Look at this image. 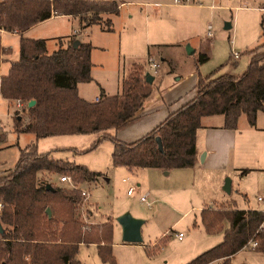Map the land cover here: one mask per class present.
<instances>
[{
    "label": "trees",
    "instance_id": "trees-1",
    "mask_svg": "<svg viewBox=\"0 0 264 264\" xmlns=\"http://www.w3.org/2000/svg\"><path fill=\"white\" fill-rule=\"evenodd\" d=\"M117 7L115 0H1L0 30L23 32L51 15H64L78 17L80 28L101 24L109 31L110 20H103L102 15L117 13ZM259 25L264 36L262 18ZM74 40V36L65 43L58 39L57 47L47 52L44 39L19 37L17 58L0 77V97L19 105L12 118L15 133H31L35 140L99 133L90 148L109 139L112 166L169 171L194 165L195 132L202 117L221 115V126L235 129L240 115L253 126L256 113L264 112V50L260 44L243 52L248 61L240 75H215L214 70L199 76L188 101L138 139L122 142L108 130L128 125L151 95L153 84L145 81L146 64L131 65L120 81L119 93L86 101L78 96L77 84L91 81V44L78 41L73 47ZM206 59L197 54L194 63L197 66ZM30 99L34 103L28 107ZM3 138L0 128V142ZM43 172L64 174L74 184L97 175L84 166L55 160L49 152H38L34 142L19 148L12 167L0 171V264H80L75 258L79 244H94L102 262L116 264L110 221L75 219L78 191L58 186L46 189L38 179ZM199 219L205 233L221 232V240L181 264H232L230 257L251 241L256 242L252 250L264 254V211L205 207ZM166 237L146 247L147 255L155 253Z\"/></svg>",
    "mask_w": 264,
    "mask_h": 264
},
{
    "label": "rangeland",
    "instance_id": "rangeland-1",
    "mask_svg": "<svg viewBox=\"0 0 264 264\" xmlns=\"http://www.w3.org/2000/svg\"><path fill=\"white\" fill-rule=\"evenodd\" d=\"M204 3L206 2L204 1ZM207 5H211V8L207 9L204 19L201 21L197 19L194 23L182 27L185 30L184 34L193 35L192 44L187 45L194 49V53L188 54L185 46L170 45L163 47L166 51L161 58L164 57L165 62H161L159 58H154L158 68L156 75H154L151 99H154L157 94V85L159 91H164L163 100L166 101L174 92L177 77L181 83H185L188 68L196 69L194 56L201 49L205 50L208 56V59L197 68L201 76L214 70H216L215 75H240L246 67L248 58L243 52L260 44H262L261 50H264V36L261 35L259 25L260 19H264V0H209ZM243 6H249V8ZM145 15L140 16L141 20L149 26L152 24V18L147 14L144 20ZM46 24V32L51 36L56 35L62 41H65L73 26L79 29V38L83 39L84 37L85 30H80V25L75 21L73 24L71 23V26L66 24L65 19H50ZM226 24H229V28L224 27ZM100 37V35H96V38ZM92 39L94 40L93 36ZM53 42L56 40L47 42L49 49L54 47ZM144 51H146L145 47ZM144 51L142 50V56L140 54L138 57L143 58L146 55ZM139 52H141V48ZM233 53H238L239 57L233 59ZM120 59L126 66L131 60L126 53L123 56L121 54ZM109 60H114V53H108ZM167 61L169 63H166ZM169 65L173 68L172 71H169ZM94 73L100 81L107 79V86L110 84L113 86L115 80L113 75L112 78H109V74L108 78H104V73L98 68ZM120 77L121 70L118 80ZM91 85L94 86L93 83L84 86H87L86 88L89 90ZM11 113L12 108L6 107L1 101L0 123L4 132V138L0 142L1 173L12 167L18 149L30 142H34L38 152H49L51 158L55 160L81 165L89 171L97 173L93 180L75 184L77 187L86 189L88 197L82 211L79 212L76 204L73 215L75 219L86 223H91L95 219L100 222L108 219L112 225V255L122 264H137L134 261L137 256L135 251L127 245L120 244L122 243L121 229L116 219L123 213H128L130 216L143 221L140 233L141 243L145 246L168 229L169 236L153 254L156 255V261L159 262L157 264H160L165 256H169L171 259L173 254L178 251L175 249L179 244L173 236V232H181L185 239L194 238L199 234L198 229L191 227L188 222L198 213V209L201 210L205 207L226 209V206L221 204L226 199L233 202L228 208L264 210V160L254 161L252 158H241L234 161L231 155L224 166H219L214 162L204 165L200 163L201 153L197 158L199 163L196 166L174 169L167 176L150 171L139 175L134 181L140 183V186L135 193L129 195L126 193L127 185L121 181L123 177H126L123 167L111 165L112 143L109 139L100 140L93 148H90L91 143L97 139L99 133L57 135L35 140L31 133H15L13 131ZM15 114L14 111L12 118ZM257 114L264 118V113L261 111H258ZM261 121L259 119V123ZM262 123L264 122L262 121ZM248 128L246 118L244 115H240L236 125L237 134H244ZM108 133H112V130H108ZM249 141H251V147L254 146V142L262 143L254 139ZM262 145L264 146V144ZM61 175L64 174L43 172L38 175V179L45 184L49 183L51 186L70 190L71 188L66 182L58 180ZM226 179L230 181L227 194L222 190L223 181ZM142 188L150 192V196L147 198L149 207L138 199L139 190ZM257 197L262 200L257 201ZM86 210L89 211V215ZM184 212L185 214H183ZM261 225L264 228L263 222ZM162 248L163 250H160ZM246 248L252 249L249 245ZM262 255L263 257L244 249L233 257L231 262L232 264H264V254ZM75 258L80 264H106L99 259L94 244L78 245Z\"/></svg>",
    "mask_w": 264,
    "mask_h": 264
},
{
    "label": "crops",
    "instance_id": "crops-1",
    "mask_svg": "<svg viewBox=\"0 0 264 264\" xmlns=\"http://www.w3.org/2000/svg\"><path fill=\"white\" fill-rule=\"evenodd\" d=\"M1 1V0H0ZM118 4L117 13L112 15H102V19H109L111 23V30L105 31L101 28V24H93L89 25L85 28H80V30L84 31L83 39L79 38L80 31L78 28H74V26L70 29L69 34L65 41L74 36L76 40L89 42L91 44L90 49V75L91 81L87 83H78L77 84V94L80 98L86 101H94L95 98H99L102 95H115L119 93L120 89V81L121 79L129 72L131 65L133 63H145L146 58L153 57L159 58L161 62H165L166 59L164 57L161 58L162 54L165 53L166 49L163 48L165 46L170 45H180L185 46V50L188 53V50L191 49L192 52L188 54L194 53V49L189 48L187 44H192L193 35L184 34L183 26H187L189 23H194L197 19L202 20L205 18L206 11L208 8H211V5H207L209 0H190L188 4H177L174 3L173 0H115ZM204 1L206 3H204ZM215 1V0H211ZM244 8H249V6H243ZM251 8V7H250ZM254 8V7H253ZM258 8V7H256ZM149 14L152 18V24L149 26L146 25L145 22L141 20V15ZM144 16V20L147 16ZM201 18V19H200ZM50 19H65L66 24L71 26V23L75 21L79 25L78 17L76 16H64V15H51L49 18L38 22L23 32H8L0 30V77L4 76L7 72L10 61H13L17 58L18 55V41L19 37L33 38V39H44L46 51L50 52L54 50L59 39L56 35L51 36L47 31V24ZM262 22L264 24V19L262 18ZM229 28V27H228ZM45 30V31H43ZM91 30V31H90ZM189 31V30H188ZM186 31V32H188ZM117 33V34H116ZM55 34V33H50ZM116 34V36H115ZM96 35H100V38H96ZM94 37V40L92 39ZM56 40L53 42L54 47L49 49L47 46L48 41ZM65 41H62V43ZM144 47L146 51H144ZM141 48V52H139ZM142 50L146 52V55L142 57ZM114 53V60L108 61V53ZM126 53L128 58H131L128 61V65H123L121 62V54ZM197 54L207 53L205 50H200ZM197 55L194 56V60ZM206 59V60H207ZM205 60V61H206ZM204 61V62H205ZM248 61V58H247ZM114 65H113V63ZM203 62V63H204ZM166 63H169L168 61ZM202 64V63H201ZM200 65V64H199ZM199 65H195L196 69L193 67L188 68L187 74L185 76V83H181L179 78H176V85L173 89L174 92L170 97L163 100L164 91L158 90V85L156 87V96L154 99H151L150 96L144 102L142 108L138 111L135 118L126 126L117 129L116 131H112L115 137L118 140L124 142H131L146 132L151 130L154 126L160 123L169 112L177 109L179 106L184 104L194 95V86L197 83L198 77L201 76L198 72L197 68ZM100 69L101 72L104 73V78H115L113 81V86L111 84L107 86L106 80L100 81L97 78L94 71L96 69ZM169 71H172V67L168 66ZM121 70V77L118 80L119 72ZM94 73V74H93ZM157 73V71H156ZM152 75V84L154 80V75ZM207 74V73H206ZM234 75V74H232ZM237 76V75H236ZM93 83L94 86H89L90 89L87 90L86 85H90ZM153 92V91H152ZM3 102L6 107L12 108V113L15 111L16 102L8 101L0 97V102ZM15 107V108H13ZM264 113L263 111H261ZM12 113L10 115L12 119ZM259 119L264 122L263 116H259L256 113L255 124L253 126H249V128L245 131L244 134H237V130L235 129H225L222 125V116L221 115H212V116H204L200 120V126L197 128L195 132V141H194V165L196 166L198 162V156L202 153L200 163L204 165L212 164V162L219 164V166H224L226 160L233 157L234 161H238L242 159H254V161L264 160V123H259ZM1 128V123H0ZM33 135V134H32ZM99 138V135L98 137ZM251 139L258 140L262 142L261 144L258 142H254V146L251 147ZM11 168V167H10ZM124 172L126 173L127 181L134 184V193L139 188L140 183L134 180L141 174H145L146 171H150L151 173H162L164 176L170 174L169 171H162L155 168H138V169H128L124 168ZM160 171V172H159ZM122 178V179H123ZM121 179V180H122ZM125 183V182H123ZM126 184V183H125ZM127 185V184H126ZM222 186H224V181ZM228 186H230V181L228 180ZM229 189V187H228ZM143 192H142V191ZM139 190V196L147 192L146 199L150 196V192H148L145 188ZM222 190L227 194L223 188ZM260 198V197H259ZM257 199V198H256ZM226 200V199H225ZM225 200L221 203L224 206ZM257 199V201H261ZM230 201V200H229ZM141 202V201H140ZM144 203V202H143ZM233 204L230 201L231 206ZM213 206V205H211ZM208 206V207H211ZM226 206V209L229 207ZM149 207V206H147ZM256 210V209H253ZM264 211V210H259ZM197 214L194 215V218L190 223L191 227H196L199 231L194 238L185 239L182 234L181 238L178 239L175 234L177 232H173V236L176 241H178L179 246L175 249V254L173 257L169 259V256H165L164 260L160 264H181L184 263L202 251L214 246L221 240V232L217 234H207L205 233L199 219L200 209L197 210ZM185 214V212L183 213ZM91 223H101L97 219L93 220ZM188 223V224H189ZM143 224V221L140 225ZM222 227L225 229L227 227V222L225 220L222 221ZM141 236V233H140ZM163 236H169L168 229L162 232L157 239L149 243V245H143L140 242L138 243H128L121 240V245H127L130 249L135 251L134 253L137 255L135 262L137 264H157L156 255H147L145 248L152 247L156 241H158ZM142 240V239H141ZM80 245V244H79ZM210 246V247H209ZM113 249V248H112ZM111 249V250H112ZM244 249H248L253 253L259 254L261 257L263 255L261 253L254 252L250 248H242L236 253H234L230 259L235 257L240 251ZM160 250H163L160 249ZM145 252V253H144ZM157 252V251H156ZM155 252V253H156ZM161 252V251H160ZM117 264H122L118 260H116Z\"/></svg>",
    "mask_w": 264,
    "mask_h": 264
},
{
    "label": "built area",
    "instance_id": "built-area-1",
    "mask_svg": "<svg viewBox=\"0 0 264 264\" xmlns=\"http://www.w3.org/2000/svg\"><path fill=\"white\" fill-rule=\"evenodd\" d=\"M189 1H190V0H173V2H174V3H177V4H178V3H183V2H189ZM207 36H209L208 33H207ZM238 57H239V54H238V53H233V54H232V58H233V59H237ZM145 63H146V69H147V71H148L150 74H155L156 71H157V68H158V64H157V63H156L151 57H149V56L146 58ZM97 100H98V98H95V99H94V101H97ZM16 106H19L18 103H16ZM58 180H59L60 182H66L67 185H68L71 189H73V190L75 189V190L78 191V193H79V200H78V203H77V209L79 210V212L82 211V209H83V207H84V205H85V201H86V199H87V197H88V191H87L86 189L82 188V187H77V185H75V184L70 180V178H69L68 176H66V175H61V176H59ZM121 181H122V182H125V183L127 184L126 193L129 194V195L132 194L133 191H134V188H135L134 184H132L131 182L127 181V179H125V178H123ZM147 195H148L147 192H144V193H142V194L138 197V199H139V201L144 202V203L146 204V206H149V202H148V200L146 199ZM257 199L260 200L259 197H257ZM224 205H225V206H229V205H230V201H229V200H226V201L224 202ZM0 206H1V204H0ZM263 224H264V220H263ZM175 236H176L178 239H180L181 236H182V233H181V232H177V233L175 234ZM255 244H256L255 241H251V242L248 243V245H249L250 247H252V248L255 246Z\"/></svg>",
    "mask_w": 264,
    "mask_h": 264
},
{
    "label": "water",
    "instance_id": "water-1",
    "mask_svg": "<svg viewBox=\"0 0 264 264\" xmlns=\"http://www.w3.org/2000/svg\"><path fill=\"white\" fill-rule=\"evenodd\" d=\"M224 27L228 28L229 24H226ZM77 43H78V40L75 39L72 42V46L75 47L77 45ZM191 52H192V50L189 49L188 53H191ZM145 81L150 84L152 82V75L149 73H146ZM33 103H34V100L30 99L27 101L26 105L29 107ZM200 160H201V158H200ZM228 187H229L228 186V180L226 179L224 181V186H222V188L226 192H228V190H229ZM45 188L46 189H52V187L49 183L45 184ZM45 212H46L47 216H49L50 212H49L48 208L45 209ZM116 221L119 224L120 229H121V240L122 241L128 242V243H138L141 241V236H140V225L142 223L141 219L134 218V217L130 216L128 213H123L117 217Z\"/></svg>",
    "mask_w": 264,
    "mask_h": 264
}]
</instances>
